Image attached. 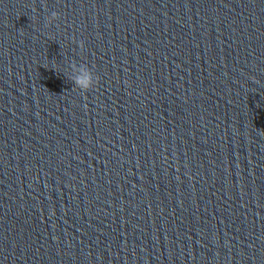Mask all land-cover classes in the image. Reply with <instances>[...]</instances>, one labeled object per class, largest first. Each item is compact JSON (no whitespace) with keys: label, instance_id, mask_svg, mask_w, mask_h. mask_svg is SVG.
Masks as SVG:
<instances>
[{"label":"clouds","instance_id":"clouds-1","mask_svg":"<svg viewBox=\"0 0 264 264\" xmlns=\"http://www.w3.org/2000/svg\"><path fill=\"white\" fill-rule=\"evenodd\" d=\"M58 13L53 11L51 16L48 18V22L51 23L58 18ZM81 47H83V42H81ZM74 68L78 74L73 79V83L81 92H87L91 90L97 83L98 78L94 76L92 70L86 65L75 66Z\"/></svg>","mask_w":264,"mask_h":264}]
</instances>
